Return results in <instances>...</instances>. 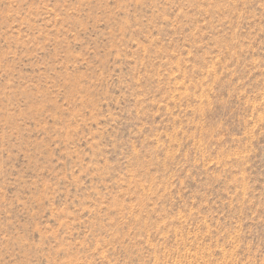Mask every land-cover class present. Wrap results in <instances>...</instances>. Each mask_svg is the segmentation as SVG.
I'll return each mask as SVG.
<instances>
[{"label":"rangeland","instance_id":"obj_1","mask_svg":"<svg viewBox=\"0 0 264 264\" xmlns=\"http://www.w3.org/2000/svg\"><path fill=\"white\" fill-rule=\"evenodd\" d=\"M0 264H264V0H0Z\"/></svg>","mask_w":264,"mask_h":264}]
</instances>
